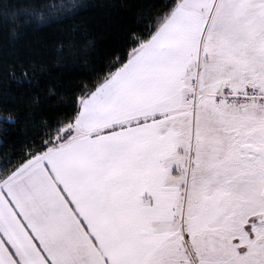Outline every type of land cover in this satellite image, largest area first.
<instances>
[{
  "label": "crops",
  "instance_id": "1",
  "mask_svg": "<svg viewBox=\"0 0 264 264\" xmlns=\"http://www.w3.org/2000/svg\"><path fill=\"white\" fill-rule=\"evenodd\" d=\"M203 19L181 0L80 103L76 135L0 186V264H152L178 223L173 117ZM184 149V157L187 155ZM163 171V170H162Z\"/></svg>",
  "mask_w": 264,
  "mask_h": 264
},
{
  "label": "rangeland",
  "instance_id": "2",
  "mask_svg": "<svg viewBox=\"0 0 264 264\" xmlns=\"http://www.w3.org/2000/svg\"><path fill=\"white\" fill-rule=\"evenodd\" d=\"M184 7L203 19L172 120L182 156L158 166L171 169L183 189L178 223L163 228L152 264H264L257 222L264 213V102L223 97L264 90V0H184ZM67 129L47 152L74 138Z\"/></svg>",
  "mask_w": 264,
  "mask_h": 264
},
{
  "label": "trees",
  "instance_id": "3",
  "mask_svg": "<svg viewBox=\"0 0 264 264\" xmlns=\"http://www.w3.org/2000/svg\"><path fill=\"white\" fill-rule=\"evenodd\" d=\"M180 1L0 0V186L58 144Z\"/></svg>",
  "mask_w": 264,
  "mask_h": 264
},
{
  "label": "built area",
  "instance_id": "4",
  "mask_svg": "<svg viewBox=\"0 0 264 264\" xmlns=\"http://www.w3.org/2000/svg\"><path fill=\"white\" fill-rule=\"evenodd\" d=\"M225 98L229 99V100H242V99H252V100H257V102L261 103V102H264V90L262 91H256L254 90L253 92H248L246 96H243V97H236V96H232V95H227V94H224Z\"/></svg>",
  "mask_w": 264,
  "mask_h": 264
},
{
  "label": "flooded vegetation",
  "instance_id": "5",
  "mask_svg": "<svg viewBox=\"0 0 264 264\" xmlns=\"http://www.w3.org/2000/svg\"><path fill=\"white\" fill-rule=\"evenodd\" d=\"M263 191L264 190H262V192H261V200H262V207L264 208V201L262 199V193H263ZM259 214H260V217H259V220L257 219L258 220L257 222H259L260 224H263L264 225V213L261 211ZM254 220L256 221V218ZM257 234H258V232L255 230V236H257ZM260 238H264V236L263 237H260Z\"/></svg>",
  "mask_w": 264,
  "mask_h": 264
},
{
  "label": "water",
  "instance_id": "6",
  "mask_svg": "<svg viewBox=\"0 0 264 264\" xmlns=\"http://www.w3.org/2000/svg\"><path fill=\"white\" fill-rule=\"evenodd\" d=\"M262 199H263V201H264V191H263V193H262Z\"/></svg>",
  "mask_w": 264,
  "mask_h": 264
}]
</instances>
